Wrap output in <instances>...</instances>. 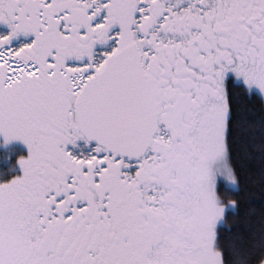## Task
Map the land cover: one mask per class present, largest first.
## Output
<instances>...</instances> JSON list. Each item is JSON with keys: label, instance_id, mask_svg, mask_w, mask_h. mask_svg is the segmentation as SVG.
<instances>
[{"label": "snow or ice", "instance_id": "snow-or-ice-1", "mask_svg": "<svg viewBox=\"0 0 264 264\" xmlns=\"http://www.w3.org/2000/svg\"><path fill=\"white\" fill-rule=\"evenodd\" d=\"M0 264H264V0H0Z\"/></svg>", "mask_w": 264, "mask_h": 264}, {"label": "trees", "instance_id": "trees-1", "mask_svg": "<svg viewBox=\"0 0 264 264\" xmlns=\"http://www.w3.org/2000/svg\"><path fill=\"white\" fill-rule=\"evenodd\" d=\"M14 148H15V150L18 151V152H24V151H25V149H23V148H21V147H19V146H16V147H14Z\"/></svg>", "mask_w": 264, "mask_h": 264}, {"label": "rangeland", "instance_id": "rangeland-1", "mask_svg": "<svg viewBox=\"0 0 264 264\" xmlns=\"http://www.w3.org/2000/svg\"><path fill=\"white\" fill-rule=\"evenodd\" d=\"M16 146H19V147L25 149V147H24V145L22 143L17 142V143L14 144V147H16Z\"/></svg>", "mask_w": 264, "mask_h": 264}]
</instances>
